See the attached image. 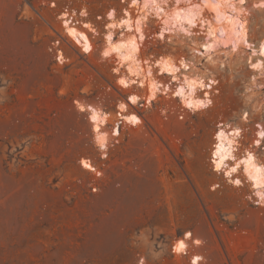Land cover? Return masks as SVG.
Here are the masks:
<instances>
[{
  "label": "rangeland",
  "instance_id": "obj_1",
  "mask_svg": "<svg viewBox=\"0 0 264 264\" xmlns=\"http://www.w3.org/2000/svg\"><path fill=\"white\" fill-rule=\"evenodd\" d=\"M49 3L0 0V264H135L148 251L132 246L142 228L153 231L157 245L165 242L166 254L149 264L172 263L171 240L189 230L206 241L207 264H264V208L250 205L206 163L216 122L240 107L232 87L221 83L214 108L183 113L182 121L178 104L161 98L105 164L72 101L111 108L120 96L111 66L64 40L71 64L62 67L48 48L62 38L56 15L64 4L86 5L94 20L118 0ZM85 85L87 97L80 93ZM165 104L177 109L167 120L159 113ZM81 157L96 171L83 169ZM99 168L104 182L95 191ZM216 182L223 187L211 191ZM224 213H235V221Z\"/></svg>",
  "mask_w": 264,
  "mask_h": 264
},
{
  "label": "clouds",
  "instance_id": "obj_2",
  "mask_svg": "<svg viewBox=\"0 0 264 264\" xmlns=\"http://www.w3.org/2000/svg\"><path fill=\"white\" fill-rule=\"evenodd\" d=\"M118 4L94 20L86 5L66 6L56 15L63 40L81 56L98 52L99 63L111 66L112 83L120 93L111 108L103 101H72L90 126L100 159H107L119 143L121 130L140 127L161 98L178 104L182 121L183 113L198 116L214 108L219 85L226 83L240 107L216 122L206 163L224 184L242 191L250 205L264 208V0H118ZM49 6L55 8L56 0ZM61 43L54 40L48 52L63 67L71 60ZM80 93L91 94L87 85ZM59 94L64 95L63 90ZM159 113L167 120L177 109L165 104ZM78 163L86 171H96L89 158L81 157ZM222 187L220 182L209 186L211 191ZM224 219L232 223L236 214L224 213ZM205 243L185 231L171 240L170 252L185 257ZM164 244L157 245L153 231L142 228L133 233L132 246L148 249L136 256L135 264L160 261L166 254ZM189 264H207V258L193 253Z\"/></svg>",
  "mask_w": 264,
  "mask_h": 264
},
{
  "label": "built area",
  "instance_id": "obj_3",
  "mask_svg": "<svg viewBox=\"0 0 264 264\" xmlns=\"http://www.w3.org/2000/svg\"><path fill=\"white\" fill-rule=\"evenodd\" d=\"M66 6H68V7H70V8H76V7L71 6L69 3H67V4H64V5H63L61 11H62ZM76 9H78V8H76ZM61 11H60V12H61ZM57 39H61V40H62L61 48L64 50V52H65V54H66V50H65V47H64V40H63L62 38H57ZM57 39H54V40H57ZM54 40H52L51 43H52ZM51 43H50V44H51ZM49 46H50V45H49ZM52 55L54 56L53 53H52ZM146 127H147V125H145V128H146ZM127 130H128V129H127ZM127 130H124V129L121 130V137H120V141H119V143L116 144L115 147H113V148L110 149V151H109V155H108L107 159H102V160H104V163H105V164H106V163L108 164V163L112 160V155L114 154V151H115L116 147L119 146V145L122 143L125 134H127ZM96 167H97V166H96ZM103 176H104V169L99 168V170L97 171V177H99L100 179H98V184H95V185L93 186V190L96 191L99 187H101V186L103 185V182H104V181L101 180V178H102ZM193 253H201V254H203V255L206 257V255H205V249H204L203 247H200V248H195V247H193V248H191V249H190V252H189V255H192ZM171 258H172V261H173V262L170 263V264H178V262H179V257H175V256L172 255ZM206 258H207V257H206Z\"/></svg>",
  "mask_w": 264,
  "mask_h": 264
},
{
  "label": "bare ground",
  "instance_id": "obj_4",
  "mask_svg": "<svg viewBox=\"0 0 264 264\" xmlns=\"http://www.w3.org/2000/svg\"><path fill=\"white\" fill-rule=\"evenodd\" d=\"M91 160V159H90ZM92 161V160H91ZM93 164V163H92ZM93 167L95 168V169H97V167H95V165L93 164Z\"/></svg>",
  "mask_w": 264,
  "mask_h": 264
},
{
  "label": "crops",
  "instance_id": "obj_5",
  "mask_svg": "<svg viewBox=\"0 0 264 264\" xmlns=\"http://www.w3.org/2000/svg\"><path fill=\"white\" fill-rule=\"evenodd\" d=\"M135 191V189L133 190V192Z\"/></svg>",
  "mask_w": 264,
  "mask_h": 264
}]
</instances>
